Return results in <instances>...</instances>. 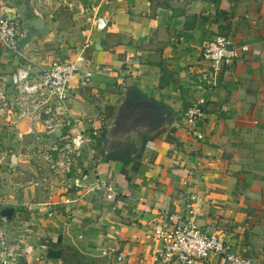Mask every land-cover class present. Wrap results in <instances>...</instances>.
Instances as JSON below:
<instances>
[{
    "label": "crops",
    "instance_id": "0c3cea01",
    "mask_svg": "<svg viewBox=\"0 0 264 264\" xmlns=\"http://www.w3.org/2000/svg\"><path fill=\"white\" fill-rule=\"evenodd\" d=\"M75 3L107 15L106 29H91L90 13H77ZM0 15L21 22L41 15L50 24L22 52L0 50V86L9 90L17 67L34 74L59 59L76 67L65 106L78 130L98 131L126 87L175 115L171 129L144 131L152 137L144 143L140 125L124 143L103 147L96 139L95 169L78 187L34 156L54 133L42 125L28 133L14 110L0 117V150H11L0 165V211L12 209L0 215V226L8 238L31 231L19 264H154L164 215L187 208L196 209L185 215L201 228L264 264V0H42L39 15L27 0H0ZM216 34L246 51L221 64L217 83L200 90L193 78L199 52ZM198 96L205 111L197 123L202 139L194 140L180 113ZM91 114L103 117L89 123ZM119 148L134 150L124 165L105 156ZM98 180L110 185L112 198ZM185 264L228 262L215 255Z\"/></svg>",
    "mask_w": 264,
    "mask_h": 264
},
{
    "label": "built area",
    "instance_id": "2783aa9c",
    "mask_svg": "<svg viewBox=\"0 0 264 264\" xmlns=\"http://www.w3.org/2000/svg\"><path fill=\"white\" fill-rule=\"evenodd\" d=\"M34 15H39V3L42 0H27ZM45 1V0H43ZM69 7L77 13H90V28L96 31L106 29L109 17L97 12L95 5L75 3ZM21 20L16 16L0 15V50L16 52L15 40L23 33ZM80 35L87 37V31L82 29ZM85 40L84 46H87ZM246 51L245 45H238L228 35L216 34L206 42L199 52V65L194 73V84L200 90H207L217 83V75L221 64L232 62ZM76 72L73 62L53 59L47 67L36 73H30L26 67H17L9 74V90L0 86V117L14 110L19 119L28 122L27 132L35 134L38 125L43 126L45 133L58 131L60 134L53 139L52 144L34 151V156L44 161L46 167L58 174H69L71 186H81L86 180L87 169H95L96 128L89 127L78 130L75 118L66 110L68 99V84ZM205 100L198 96L181 111L189 136L194 140L202 139L197 129V123L204 117ZM86 117L87 122L94 118H102L97 114ZM11 154L9 148L0 150V165L8 161ZM98 182L109 192L107 197H113L110 185L102 180ZM29 184H36L28 182ZM186 183V182H183ZM195 208H187L183 214H165L164 223L156 232L160 235L161 246L154 252V264H185L192 260L204 261L212 256L223 258L228 264H252L251 260L233 251V246L216 232L203 229L186 214H196ZM30 229L19 231L13 238H8L4 227L0 226V264H19L23 246ZM120 261V255L116 256Z\"/></svg>",
    "mask_w": 264,
    "mask_h": 264
},
{
    "label": "water",
    "instance_id": "95a60500",
    "mask_svg": "<svg viewBox=\"0 0 264 264\" xmlns=\"http://www.w3.org/2000/svg\"><path fill=\"white\" fill-rule=\"evenodd\" d=\"M23 33L15 40V49L17 52H22L23 48L34 40L40 39L50 29L49 19L39 15L26 19L21 23ZM134 107H139L141 115L145 118V123L139 128L149 135H153L161 129L175 125V115L170 107H167L154 100L144 98L136 92L134 88L126 87L116 102L111 116L106 118L100 129L97 131V138L103 147L106 146L107 140L116 139L123 141L125 138L132 136L133 131L131 125L128 123L129 118L125 121H119L118 117L122 111L129 110ZM56 136L60 133L53 132ZM59 174L63 175L59 169ZM12 213L11 208H3L0 211L1 216L9 217Z\"/></svg>",
    "mask_w": 264,
    "mask_h": 264
},
{
    "label": "trees",
    "instance_id": "16d2710c",
    "mask_svg": "<svg viewBox=\"0 0 264 264\" xmlns=\"http://www.w3.org/2000/svg\"><path fill=\"white\" fill-rule=\"evenodd\" d=\"M124 115L126 118H129L131 120H134L135 118H137L133 109L130 110L129 112H127V111L124 112ZM140 120L144 122L145 118L141 115ZM169 129H171V127H169ZM150 138H152V137L141 136L140 142L144 143V141L146 139H150ZM133 152H134V150L131 151L129 148L124 149V150H122V148H119L117 151V154H115L116 152H112V153L106 154L105 156L109 160H116V161H119L121 164L124 165V164L128 163V161L131 159V155L133 156Z\"/></svg>",
    "mask_w": 264,
    "mask_h": 264
},
{
    "label": "flooded vegetation",
    "instance_id": "af4514ba",
    "mask_svg": "<svg viewBox=\"0 0 264 264\" xmlns=\"http://www.w3.org/2000/svg\"><path fill=\"white\" fill-rule=\"evenodd\" d=\"M134 110V112H135V115H136V117L137 118H135L134 120H131V119H129V124L131 125V127L133 128L134 126H136V125H141L142 123H145V121L143 122V121H141L140 120V117H141V109L139 108V107H134V108H131V109H129V111L130 110ZM127 112H129L128 110H126ZM124 112L125 111H122L121 113H120V115H119V117H118V119H119V121H122V120H124L125 121V119H126V117H125V115H124ZM133 129H136L135 127L133 128ZM140 133L142 134V135H144L145 136V132L144 131H140ZM125 141H123V143H124Z\"/></svg>",
    "mask_w": 264,
    "mask_h": 264
}]
</instances>
